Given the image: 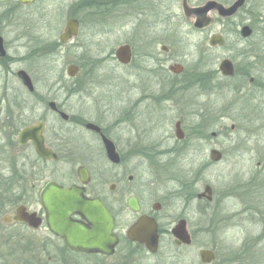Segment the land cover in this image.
<instances>
[{"label":"flooded vegetation","instance_id":"flooded-vegetation-1","mask_svg":"<svg viewBox=\"0 0 264 264\" xmlns=\"http://www.w3.org/2000/svg\"><path fill=\"white\" fill-rule=\"evenodd\" d=\"M236 1L121 0V21L134 24L131 39L119 45L128 46V62L117 59L115 51L119 46L109 56L135 77L131 85L134 95H123L130 92L127 89L118 96L76 95L92 98V111H67L65 102L57 101L54 94L36 91V83L44 82L40 72H51L50 68L39 69L40 62H54L65 47L75 46L82 20L75 14L69 15L58 37L47 39L43 37L38 21L28 22L26 10L36 0L32 3L0 1V28L4 29L0 30V83L6 86L13 81L8 77L14 76L24 91L9 102H6L7 95L0 98V103L5 102L13 108L0 115V135H5L1 146L6 153L4 161L0 158L5 167V174L0 170V192L7 196L4 211L0 210L2 244L14 251L21 247V259L40 264H77L78 257L95 264H132L130 253H135L132 251L144 250L155 255L165 238L172 240L177 248L191 245L192 234L185 214L192 202L197 204L198 212L214 202L215 192L211 186L207 198L199 194L209 184H205L202 191L191 190V185L186 182L176 187L177 179L172 177L165 181L153 177L145 180L138 174L129 173L128 169L137 163L147 164L150 168L157 163L162 165L177 151L188 149V139L208 144L207 163H220L223 153L212 142L224 134L223 118H230V109L241 106V111L246 110L249 102L264 103V0H243L232 14L220 13L218 5L227 8ZM209 2L212 3L206 7ZM102 3L105 6L107 2L102 0ZM20 14L27 22H23L15 43L23 47V54L11 56L4 35L11 31L15 15L19 17ZM71 19L77 21V32L63 41L61 36ZM189 49L197 53V59L191 65L187 63ZM107 58L82 55L78 61L68 62L65 72L70 77L69 93L80 91L83 86L95 92L99 84L92 78L93 73ZM224 60L230 62L232 74L223 73L221 64ZM16 61L27 67L15 71L13 64ZM70 65L76 67L72 76L67 72ZM19 70L27 74L31 88L22 82ZM80 73L87 77L85 82L78 78ZM51 80L50 85L58 91L66 84L61 73ZM83 82L85 84L80 87ZM193 89L195 93L192 94ZM225 93L232 94L233 99L220 110L216 100ZM195 98L199 102L198 111L194 109ZM262 105L252 108L253 113L262 110ZM174 110L179 115L168 122L171 134L154 138L156 128L165 126V120ZM189 119L194 123L190 124ZM238 127L232 122L230 131ZM25 130V136H21ZM105 140L113 146L117 161L107 157ZM38 147L52 155L46 158L38 152ZM212 150L221 154L217 161L210 157ZM261 164L263 159L256 160L255 166L260 168L249 178V187L255 190L249 187L246 190L248 210L256 213L263 211H256L263 204L256 198L261 200L264 195L263 191L257 192L263 186L255 183L256 179L264 178V164ZM144 182L154 189L146 199L142 196L146 192ZM166 182L172 186L167 183L169 188L164 191ZM48 184L64 190L77 189L83 199L97 198L109 210L114 219L111 234L116 239L111 253L73 249L63 237L49 229L42 202ZM174 197L181 201V211L175 215L172 214ZM143 216L156 223L158 248L154 253L128 237L129 229ZM69 219L90 227L78 213H71ZM180 219L186 222L191 239L189 244H177L172 235V228ZM5 224L12 227L5 229ZM204 230L200 226L199 231Z\"/></svg>","mask_w":264,"mask_h":264},{"label":"rangeland","instance_id":"rangeland-1","mask_svg":"<svg viewBox=\"0 0 264 264\" xmlns=\"http://www.w3.org/2000/svg\"><path fill=\"white\" fill-rule=\"evenodd\" d=\"M12 1L15 2V0ZM101 1L36 0V3L26 10L29 17L28 22L38 21L42 27L43 37L47 39L58 37L63 30L66 18L71 14H75L83 22L80 25L79 35L74 40L77 47H75L76 45L72 46V44L65 47L66 50L63 54L58 55L54 62L53 60L40 62L39 69L43 67L48 70L50 68L51 72H40L44 82L36 83L37 93L54 94L57 101L65 102L66 105L64 106L67 111L93 110L91 108L93 99L76 97L79 94H91V96L98 97L118 96L119 94L122 95L123 89L125 91L127 89L130 92L123 95H134V89L131 85L135 77L129 74V69H123L111 57L114 50L122 42L131 39L134 34V24L121 21V0H103L107 2L105 6L103 3L100 4ZM39 18L42 19L39 20ZM26 19L22 14L19 17L15 15L11 31L4 35L11 56L23 54V47L15 43V38L21 34L22 24L27 22ZM0 30L4 31L3 28ZM39 33H41L40 29ZM82 55L98 58L108 56L109 58L101 68L93 73L92 78L96 79L99 84L95 92L92 93L83 86L87 77L80 73L78 78H82L84 81L80 86L83 87L80 91L69 93L70 77L65 72L66 66L68 62L78 61ZM195 59H197V53H194L193 49L187 50V63L191 65ZM26 67L20 61L13 64L15 71ZM60 73L65 78L66 84H63L58 91L57 87L50 85L52 80L49 81V79L56 78ZM8 78L13 81L6 86L0 83V98L3 94L4 96L7 95L6 102L24 94L23 87L16 77L9 76ZM123 86L125 87L123 88ZM191 93H195V90L193 89ZM232 99V94L225 93L221 99L216 100V107L223 110L231 103ZM193 104L195 105L194 109L198 111L199 102L197 98L194 99ZM261 104H263L262 110L257 109L253 113L252 108L260 107ZM8 106L5 102L0 103V115L8 109L13 110L12 107ZM246 106L248 108L244 111H241V106L238 107L239 109H230V118H223L222 121L224 134L212 142L223 153V159L220 163H207L209 161L208 144H200L196 140L188 139L186 141L189 143L188 149L184 150L183 148L182 151H177V154L172 155L171 160L169 158L163 161L162 165L157 163L150 168L147 164L139 165L137 163L129 167V173L138 174L145 180H152L153 177L156 180L165 181L166 178L168 180L169 177H172L177 179L175 186L186 182L191 185V190L202 191L203 186L209 184L215 192L214 202L209 204L204 211L198 212L195 202H192L188 207L185 215L188 219V228L192 234L190 246L177 248L172 240L165 238L155 255H150L144 250H134L132 251L135 252L134 254L129 252L132 256L130 261L132 264H202L198 255L200 249L213 250L216 255L214 262L217 264H264V195H261L263 197L261 200L256 198L258 203L263 202L260 209L256 210L258 212L263 211L256 213L252 209L248 210L249 201L246 194L250 176L260 168V166H255L256 160L263 159L264 164V103L249 102ZM177 115L179 113L174 110L165 120L167 121L165 126L158 125L159 127L156 128L153 137L159 138L171 134L172 131L169 132L170 123L168 122L170 120L172 122ZM188 121L190 124L194 123L192 119ZM232 122L241 128L238 127L237 130L231 132L230 125ZM251 132L254 134H250ZM4 136L0 135V158L3 161L6 159V153L1 146L5 139ZM184 146L186 145L184 144ZM205 163L207 165H204ZM4 168V162L0 161V170L5 174ZM167 183L172 186V183L166 182L164 191L169 188ZM255 183L263 186V189L257 192L263 191L264 194V178L256 179ZM105 187L107 188V185ZM176 187L175 189H177ZM249 188L252 191L255 190L251 186ZM144 189L146 192L142 193V196L145 195L144 199H146L147 194H151L154 189L147 187V185ZM172 206L175 208L172 212L173 215L181 211V201H177L176 197L172 201ZM118 215L120 216L119 223H121V213L119 212ZM200 226L205 230L199 231ZM3 227L10 229L12 226L5 224ZM0 244H2L1 240ZM95 263L79 257L77 260V264Z\"/></svg>","mask_w":264,"mask_h":264},{"label":"water","instance_id":"water-1","mask_svg":"<svg viewBox=\"0 0 264 264\" xmlns=\"http://www.w3.org/2000/svg\"><path fill=\"white\" fill-rule=\"evenodd\" d=\"M21 3H32L34 0H19ZM243 0H238L230 7H223L218 5L222 15H230L235 9L241 5ZM209 2L206 7L211 4ZM77 32V21L68 20L66 29L61 36L64 41L67 38L75 35ZM1 40V39H0ZM128 46H119L115 55L120 62H128ZM223 73L232 74V67L228 60H224L221 64ZM76 71L74 65L68 67V74L73 75ZM18 75L22 82L28 87L31 82L27 74L19 70ZM89 126V125H88ZM27 130L21 133L25 136ZM106 146L107 157L113 161H117L118 157L113 146L107 140L104 141ZM38 152L46 158L50 157L49 151L38 147ZM52 155V154H51ZM211 159L217 161L221 154L217 150L211 151ZM211 192L210 186L206 185L204 191L199 194L207 196ZM42 202L47 212V224L49 229L60 235L65 239L66 244L76 250H83L87 252H101L111 253L113 246L116 243L115 237L111 234L114 225V219L109 210L97 199H83L77 189L71 188L64 190L56 187L53 184H48L42 194ZM71 213H78L89 223V226L73 222L69 219ZM172 235L177 244H189L191 242L190 235L186 229V222L180 219L172 228ZM128 237L132 240L138 241L146 246L149 252L154 253L158 248V236L156 232V223L153 219L145 216L140 217L135 224L128 231ZM199 259L201 263L214 262L215 254L211 249H201L199 251Z\"/></svg>","mask_w":264,"mask_h":264},{"label":"trees","instance_id":"trees-1","mask_svg":"<svg viewBox=\"0 0 264 264\" xmlns=\"http://www.w3.org/2000/svg\"><path fill=\"white\" fill-rule=\"evenodd\" d=\"M6 201V193L0 192V210L5 208ZM21 250V247L18 248V251H14L10 246L0 244V264H40L26 261L23 258L21 259Z\"/></svg>","mask_w":264,"mask_h":264}]
</instances>
